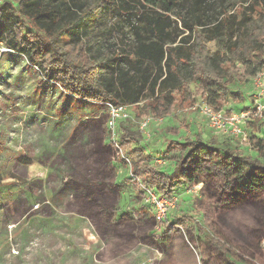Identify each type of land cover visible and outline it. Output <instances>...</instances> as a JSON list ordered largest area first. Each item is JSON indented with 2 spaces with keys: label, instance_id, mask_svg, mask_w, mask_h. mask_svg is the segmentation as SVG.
Segmentation results:
<instances>
[{
  "label": "trees",
  "instance_id": "obj_1",
  "mask_svg": "<svg viewBox=\"0 0 264 264\" xmlns=\"http://www.w3.org/2000/svg\"><path fill=\"white\" fill-rule=\"evenodd\" d=\"M172 13L181 24L170 21ZM1 45L68 94L110 107L135 105L138 119L168 117L198 98L222 110L229 98L242 97L233 84L253 82L264 71V0H4ZM258 118L264 123V111ZM108 129L109 139L117 135L111 142L116 160L129 167L143 193L145 187L172 197L203 183L200 202L207 206L187 198L190 209L180 206L173 219L198 226L223 264H237L195 214L215 213L211 187L218 194L264 192V136L251 133L248 153L198 131L185 138L169 173L154 163L129 116ZM164 225L169 238L175 225Z\"/></svg>",
  "mask_w": 264,
  "mask_h": 264
},
{
  "label": "rangeland",
  "instance_id": "obj_2",
  "mask_svg": "<svg viewBox=\"0 0 264 264\" xmlns=\"http://www.w3.org/2000/svg\"><path fill=\"white\" fill-rule=\"evenodd\" d=\"M169 19L181 24L173 13ZM2 47L0 264H77L76 249L67 250L61 246L67 235L73 238L77 234L74 235L73 229L66 231L61 226H68L80 213L96 212L102 213L103 224L112 230L105 243L116 250L139 243V247L151 245L154 250L148 248L151 254L142 262L157 258L154 264H160L165 248L170 251L174 243L170 241L165 246L169 238L163 237L164 230L157 222L155 233L160 237L154 236L153 229L146 233L141 225L145 219L142 214L153 209L145 204V192L135 183L136 178L131 175L129 167L116 160L117 151L111 142L117 135L113 133L112 138H108V128H114L112 108L68 94L58 83L45 78L40 70L29 65L23 56L13 51L4 52ZM209 47L213 51L217 49L216 43H209ZM256 78L253 82L232 85L235 91H241L242 97L229 98L225 102V111L234 109L233 112H240L255 105ZM203 102L198 98L186 109L164 117V121L151 122L146 130L141 129L140 120L144 116L154 117L152 114L136 118L135 105L122 106L118 111L119 117L129 116L135 128L141 131L142 144L154 158V163L169 173L183 150L185 138L198 131L205 139L216 136L219 143L229 141L232 146L242 147L244 152H252L247 147L249 137L251 133L264 136L263 120L258 118L246 124L245 141L215 133L205 116L197 110H190ZM211 190L216 201L211 210L215 213L206 215L203 210L195 214L191 208L198 222L225 244L228 255L237 264H264V192L247 189L218 194L213 187ZM200 191L194 194L185 186L178 189L179 202L170 210L167 220L171 219L175 230L190 241L198 264H223L225 260L210 248L198 226L192 222L187 226L179 225L173 219L180 206L183 205L185 212L190 209L185 205L188 199L182 201L184 198L201 204ZM201 205L206 207L207 203ZM122 211L128 213L123 219L113 217ZM89 225V237L95 238L94 243L98 244L101 240L97 236L99 227L92 220Z\"/></svg>",
  "mask_w": 264,
  "mask_h": 264
},
{
  "label": "crops",
  "instance_id": "obj_3",
  "mask_svg": "<svg viewBox=\"0 0 264 264\" xmlns=\"http://www.w3.org/2000/svg\"><path fill=\"white\" fill-rule=\"evenodd\" d=\"M128 177L129 176H126L125 178ZM187 198L188 197L184 198L182 201H185V199ZM87 202L91 203V201L90 202L87 201ZM89 207L92 209V206ZM125 212L126 211L115 213L113 217L115 219L119 217L123 219L126 216V214H128ZM101 214L102 213H97V212L80 213L79 217H75L74 221H70L68 226L66 225L61 226V227H65L64 229L66 231L73 229L75 231L74 235L77 234V236H74L73 238L67 235V239L62 240V245H61L62 248L64 247L67 250L76 249L74 251L77 252L76 254L77 264H140L143 258L150 256L151 251L154 250L151 247V245L150 246L143 245L142 247H139L138 246L140 244L139 243L136 246L128 249L116 250L107 243H105L106 240L109 239L108 235L112 230L110 229L111 227H108L107 225L103 224V219ZM68 218L70 217L68 216ZM89 219H91L92 222L96 223V225H98L99 227L97 236L99 240L100 238L101 240L98 244L94 243L95 238L93 240L92 238L90 239L89 237L88 234L90 232L89 223L91 221ZM87 220L89 221V223L87 222ZM167 221L170 222V225L173 224V221L171 219L170 220L168 219ZM142 222L143 223L141 225L145 228L146 233L149 232L150 229L151 230L153 229L154 231L152 230V232L154 233L157 232L158 225L155 221L153 211L151 212L146 210L145 219ZM112 224L113 223L110 222V225ZM161 227L163 228L164 230L163 233L165 235L166 229L164 223ZM158 231L161 233L162 229ZM154 236L160 237L161 235L155 233ZM70 241H72L71 244ZM170 241H173L174 244L170 248V251H167L165 248L166 252L164 254V257H161L160 264H198L192 244L186 237H184L183 234H180L177 230H175L170 235L169 239L166 241L165 246H167L166 244H168ZM63 242H64V246H63ZM134 252H136L135 255H133ZM65 258H67V255H65ZM166 258H168L169 260L166 261L165 260Z\"/></svg>",
  "mask_w": 264,
  "mask_h": 264
},
{
  "label": "built area",
  "instance_id": "obj_4",
  "mask_svg": "<svg viewBox=\"0 0 264 264\" xmlns=\"http://www.w3.org/2000/svg\"><path fill=\"white\" fill-rule=\"evenodd\" d=\"M2 51H12L10 49L2 47ZM3 52V53H4ZM264 71L259 73L257 75L256 80L258 81V92L256 93V102L255 105L252 108L240 111V112H233L232 110H229L230 112L222 109V110H215L210 105L206 104L205 102L201 103L200 105H194L190 107V110H197L199 111L203 116L206 117L207 122L210 126V128L215 132L219 134H228L233 137L241 138V140H246L245 130L244 127L248 122H252L254 119L258 117H262L263 111H264V103L262 102V99L264 98V82L263 80ZM113 111V120L111 123L113 124L115 119H117L120 114L118 109L120 107H113L111 106ZM128 115H125L126 117ZM163 121L164 117L160 118H154L152 116H144L140 120V127L142 130L148 129V126L153 121ZM148 132V130H147ZM149 134V132H148ZM150 136V134H149ZM248 149L253 151L254 147L251 145V143L248 142ZM157 162L161 163V159H157ZM203 187V183L196 184L191 189L192 193H198ZM143 190L145 192L144 196V202L148 207H151L153 209L154 218L155 221L159 225H163L165 221H167V216L170 210L176 207V205L179 202V195L176 193L173 194L172 197L164 196L161 194H158L154 192L151 189L143 187ZM142 217H145V214H142ZM155 260L157 258L149 259L148 262H141V264H154Z\"/></svg>",
  "mask_w": 264,
  "mask_h": 264
}]
</instances>
